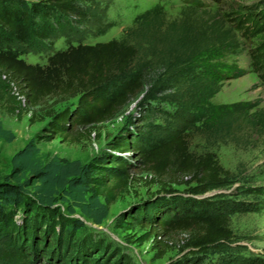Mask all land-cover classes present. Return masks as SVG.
<instances>
[{
    "label": "trees",
    "instance_id": "obj_1",
    "mask_svg": "<svg viewBox=\"0 0 264 264\" xmlns=\"http://www.w3.org/2000/svg\"><path fill=\"white\" fill-rule=\"evenodd\" d=\"M101 1L40 0L26 8L0 0V111L21 119L45 98L76 97L74 105L46 112L49 134L40 138L76 139L91 127L114 119L131 99L142 94L143 102L160 100L173 106L165 112L167 126H154L146 117L143 124L133 126L135 135L127 132L113 141L115 154L107 153L89 164L62 162L56 156L43 162L36 138H30L11 156L9 172L0 174V264H53L54 259L68 264L71 252L76 253L70 264H84V256L101 244L89 236L75 241V232L84 227L83 222L65 216L54 204L60 198L69 212L77 207L84 216L101 223L114 190L124 187L129 179L131 159L159 177L189 176L197 185L188 189L189 197L168 191L146 206L122 214L120 226H147L141 241L154 234L158 244L170 233L183 234L182 249L188 250L169 264H210L203 261L209 255L217 256L213 264H264V256L229 251L233 235L230 215L258 211V206H239L223 199L222 194L212 199L192 196L224 186L227 172L214 154L196 156L190 151V128L201 123L215 132L251 118L253 125L264 126V110L251 114L250 103L211 102L224 80L245 74L226 59L237 51L235 36L216 23L206 26L183 21L177 27L173 24L162 37L152 32L148 44L152 54L140 56L141 42L137 40L130 42L125 37L88 44L83 43L86 34L79 28L67 23L58 28L44 24L51 17H72L92 26L94 34H103L112 24L104 22L109 1L104 0L103 6ZM33 16H39L38 24ZM144 23H139L135 36H144ZM235 25L245 37L263 34L264 8L252 17L240 15ZM61 37L66 48L54 50L46 64L30 63L22 57L49 50ZM156 39L162 44L159 49L153 48ZM46 40L49 44L43 46ZM251 58L254 70L264 79V39L256 44ZM14 138L0 119V139L12 142ZM122 153L130 155L123 157ZM101 195L105 202L100 201ZM117 259L113 264H118Z\"/></svg>",
    "mask_w": 264,
    "mask_h": 264
},
{
    "label": "rangeland",
    "instance_id": "obj_2",
    "mask_svg": "<svg viewBox=\"0 0 264 264\" xmlns=\"http://www.w3.org/2000/svg\"><path fill=\"white\" fill-rule=\"evenodd\" d=\"M4 3H15L20 7H29L31 3L40 0H1ZM105 13V23L112 26L103 34H94L95 29L88 23L80 24L71 18H49L44 22L58 28L60 25L69 24L84 31L86 36L83 43L94 44L112 39L125 38L130 42H141L140 56L144 53L151 56L152 50L149 41L152 32L158 37L171 31L174 24L179 26L183 21L190 24L212 25L216 23L224 30H229L235 36L237 51L227 56V60L237 64L245 70V74L224 80L218 92L211 98L214 104L250 103L249 112L264 110V79L256 72L252 65L251 52L264 33L255 37H245L235 25L242 14L252 17L264 8V0H108ZM105 3L101 1V6ZM197 3V4H195ZM149 12L146 19L141 18ZM37 24L39 16L32 18ZM135 22V20H137ZM145 21L144 36H135L140 22ZM133 30V31H130ZM129 32V33H128ZM147 34V35H146ZM43 46L49 44L44 41ZM53 46L40 53H28L22 57L30 63L46 64L47 57L56 49H65L67 43L63 37L52 43ZM75 44V43H73ZM156 49L162 44L154 42ZM146 89V87H145ZM76 97L64 99L62 96L45 98L42 103L31 108L21 119L0 111L2 125L11 130L15 135L12 142L0 139V174H6L11 167V156L32 137L36 138L39 155L43 162L56 156L60 161L67 162L79 160L82 164L95 163L107 153L115 154L112 143L115 139L130 133L135 135V128L143 124L146 117L154 126H167L165 112L171 111L173 106L160 100L142 101V94L130 100L123 110L112 120L95 125L76 139L57 137L51 140L40 139L42 135L49 134L46 112L59 111L65 106L76 103ZM34 115L33 120L30 117ZM252 120L232 122L228 128L223 127L218 131L205 129L201 123H196L187 132L190 151L196 156L206 153L214 154L227 172L225 184L222 187L209 190L203 194L192 195L194 198L210 197L211 199L222 194L223 199H229L244 206L253 204L258 206V211H240L230 215V228L233 232L229 242L231 252L244 256L251 254L264 256V126L253 125ZM123 157L130 154L122 153ZM130 167V176L126 185L114 190V199L108 204L107 216L101 223L96 224L91 218L84 216L75 207L74 212H69L67 203L62 199L55 202L59 212L69 218L81 220L84 227L75 232L74 240L80 241L89 236L92 241H99L101 247L94 249L90 256L85 257L84 264H113L117 259L118 264H169L179 259L188 248H183L184 235L170 233L161 237L162 244L154 234L149 239L141 241V237L149 230L140 224L122 227L118 224L122 214L136 211L139 207L146 206L155 198L171 193L175 196L189 197L188 189L197 185L189 176L173 177L157 176L153 172L142 169L138 164ZM109 163H107L108 165ZM112 182H109L111 184ZM89 194V193H88ZM100 201L105 202V197L100 196ZM20 215H17V218ZM160 238V237H158ZM101 249H103L101 251ZM98 250L100 253H98ZM76 252H71L67 259L70 264ZM216 255L206 256L203 261L213 264ZM53 264H59L54 259ZM76 261V260H75ZM44 264H46L44 262Z\"/></svg>",
    "mask_w": 264,
    "mask_h": 264
}]
</instances>
